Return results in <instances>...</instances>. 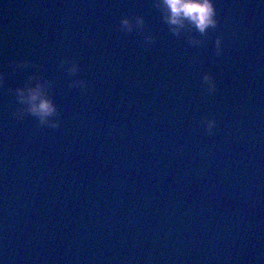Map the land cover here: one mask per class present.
I'll list each match as a JSON object with an SVG mask.
<instances>
[{
  "label": "water",
  "instance_id": "obj_1",
  "mask_svg": "<svg viewBox=\"0 0 264 264\" xmlns=\"http://www.w3.org/2000/svg\"><path fill=\"white\" fill-rule=\"evenodd\" d=\"M213 2L193 47L154 0H0V264H264V0ZM29 75L58 129L14 117Z\"/></svg>",
  "mask_w": 264,
  "mask_h": 264
},
{
  "label": "clouds",
  "instance_id": "obj_2",
  "mask_svg": "<svg viewBox=\"0 0 264 264\" xmlns=\"http://www.w3.org/2000/svg\"><path fill=\"white\" fill-rule=\"evenodd\" d=\"M154 7L161 14L163 23L169 33L175 37L187 35V42L193 47H202L209 37V32L218 29L219 19L213 0H154ZM119 31L125 35L137 31L139 34L146 32L143 16H135L132 19L124 18L120 21ZM198 33L199 39L194 35ZM155 36L146 34L143 36V46L155 43ZM91 43V41L89 42ZM215 55L223 54L222 37L217 36L214 41ZM68 64L65 71L69 76H77L79 66L74 62L64 61L61 66ZM13 71L35 67L29 61H19L8 65ZM201 87L208 95H214L217 85L212 75L204 73L201 77ZM4 86V74L0 73V87ZM53 82L39 75H29L23 87L14 90L9 89L15 98L17 108L14 117L23 120L25 117H33L38 121L40 128L58 129L60 127V113L54 103L51 89ZM88 84L82 79H76L69 84V88L87 89ZM204 131L208 135L213 134L215 118L206 119L202 122Z\"/></svg>",
  "mask_w": 264,
  "mask_h": 264
}]
</instances>
